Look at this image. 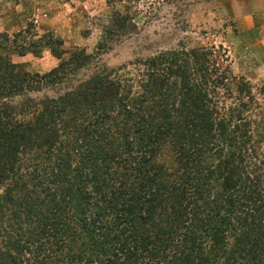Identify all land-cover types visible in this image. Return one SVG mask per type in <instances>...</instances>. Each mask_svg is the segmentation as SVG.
Masks as SVG:
<instances>
[{
  "label": "trees",
  "instance_id": "obj_1",
  "mask_svg": "<svg viewBox=\"0 0 264 264\" xmlns=\"http://www.w3.org/2000/svg\"><path fill=\"white\" fill-rule=\"evenodd\" d=\"M107 23L90 53L30 24L0 33V264H264L248 81L216 46L99 65L136 29ZM43 50L57 64L42 74L12 61Z\"/></svg>",
  "mask_w": 264,
  "mask_h": 264
},
{
  "label": "rangeland",
  "instance_id": "obj_2",
  "mask_svg": "<svg viewBox=\"0 0 264 264\" xmlns=\"http://www.w3.org/2000/svg\"><path fill=\"white\" fill-rule=\"evenodd\" d=\"M114 13L126 14L136 29L101 55L97 64L115 68L178 45L216 46L225 51L231 75L248 81L256 106L252 114L264 119V47L254 29H260L263 20L253 13L251 0H0V33L10 35L30 24L41 34L52 27L65 48L90 53ZM239 16L250 19L253 28L249 32L237 23ZM12 61L39 74L57 64L47 50L39 57L13 56ZM93 64L73 81L89 74ZM64 86L32 96L56 95ZM262 146L264 149V143ZM156 161L169 163L170 153L163 150Z\"/></svg>",
  "mask_w": 264,
  "mask_h": 264
},
{
  "label": "crops",
  "instance_id": "obj_3",
  "mask_svg": "<svg viewBox=\"0 0 264 264\" xmlns=\"http://www.w3.org/2000/svg\"><path fill=\"white\" fill-rule=\"evenodd\" d=\"M252 2V11L254 14L260 15V18H262L263 23L259 28H254L257 29L256 37L258 40V43L264 47V0H251ZM252 21V20H251ZM47 22V21H46ZM240 23L241 27L245 29V31L249 32L250 29H252V25L250 22V19L239 16L237 23ZM49 24V22L45 23V27ZM48 31H56L52 27H47ZM249 34V33H248Z\"/></svg>",
  "mask_w": 264,
  "mask_h": 264
}]
</instances>
